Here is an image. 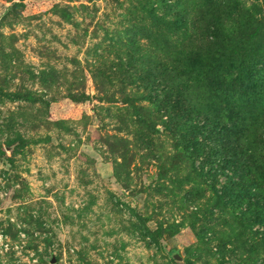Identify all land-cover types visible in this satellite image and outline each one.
<instances>
[{
    "label": "rangeland",
    "instance_id": "374dc122",
    "mask_svg": "<svg viewBox=\"0 0 264 264\" xmlns=\"http://www.w3.org/2000/svg\"><path fill=\"white\" fill-rule=\"evenodd\" d=\"M211 26L264 69V0H0V264H264L144 88Z\"/></svg>",
    "mask_w": 264,
    "mask_h": 264
},
{
    "label": "trees",
    "instance_id": "16d2710c",
    "mask_svg": "<svg viewBox=\"0 0 264 264\" xmlns=\"http://www.w3.org/2000/svg\"><path fill=\"white\" fill-rule=\"evenodd\" d=\"M211 28L215 52L211 47L210 54L192 56L191 64L190 54L178 67L162 65L144 88L181 141L194 175L204 178L213 205L224 207L235 231L264 255V69L242 59L223 62ZM156 76L169 93L155 83Z\"/></svg>",
    "mask_w": 264,
    "mask_h": 264
},
{
    "label": "water",
    "instance_id": "95a60500",
    "mask_svg": "<svg viewBox=\"0 0 264 264\" xmlns=\"http://www.w3.org/2000/svg\"><path fill=\"white\" fill-rule=\"evenodd\" d=\"M51 262H53V260H51Z\"/></svg>",
    "mask_w": 264,
    "mask_h": 264
}]
</instances>
